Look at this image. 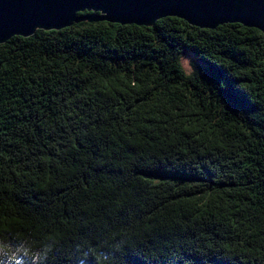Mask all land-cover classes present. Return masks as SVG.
<instances>
[{
    "label": "trees",
    "instance_id": "16d2710c",
    "mask_svg": "<svg viewBox=\"0 0 264 264\" xmlns=\"http://www.w3.org/2000/svg\"><path fill=\"white\" fill-rule=\"evenodd\" d=\"M91 13L0 43V264H264L263 33Z\"/></svg>",
    "mask_w": 264,
    "mask_h": 264
},
{
    "label": "water",
    "instance_id": "95a60500",
    "mask_svg": "<svg viewBox=\"0 0 264 264\" xmlns=\"http://www.w3.org/2000/svg\"><path fill=\"white\" fill-rule=\"evenodd\" d=\"M91 11L90 22L152 25L166 16L200 28L238 22L264 35V0H0V43L36 29H61L78 21L77 12Z\"/></svg>",
    "mask_w": 264,
    "mask_h": 264
},
{
    "label": "rangeland",
    "instance_id": "374dc122",
    "mask_svg": "<svg viewBox=\"0 0 264 264\" xmlns=\"http://www.w3.org/2000/svg\"><path fill=\"white\" fill-rule=\"evenodd\" d=\"M182 65L186 72H190L192 70V57L188 53H184L182 55Z\"/></svg>",
    "mask_w": 264,
    "mask_h": 264
}]
</instances>
